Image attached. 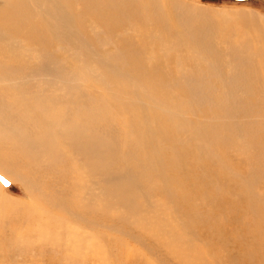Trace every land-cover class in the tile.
<instances>
[{
    "label": "rangeland",
    "instance_id": "rangeland-1",
    "mask_svg": "<svg viewBox=\"0 0 264 264\" xmlns=\"http://www.w3.org/2000/svg\"><path fill=\"white\" fill-rule=\"evenodd\" d=\"M26 1L31 7L34 2H36L35 0ZM6 4L7 2L4 1L0 4V13L3 14L0 15V19L4 16V21H2L3 19L0 21V24L2 22V25H0V48L2 45L7 44V39L9 40H7L8 43H10V41L12 42L13 39L18 41L27 39L26 42H30L31 47L32 43L33 45L37 44L35 50L38 51L39 58L43 61H47L49 66L53 67L51 71H46L47 73L44 72L37 76H30V78L29 76L23 77L21 75L20 77V75H18L19 78L15 76L10 79L8 78V81L6 79H0L2 81L1 87L9 86V82H11L12 79H14V82H20L18 84H23L22 81L26 82L24 87L28 90L18 87L11 92L6 90L12 94L13 97L15 96V99L17 98L16 96L21 94L20 90L24 91L26 96L17 100L19 112L23 113V115L20 114V118L22 117L21 119L30 118L35 125H37L44 114V110L41 109H39V111H34L36 106V99L34 97L37 94V90H43L42 94L45 96H55V92L59 89L58 92H62L61 96H64V93L69 92L68 90H73L71 88L75 87V83L59 75L64 74L69 76L70 73L66 74L68 66H74L75 68L79 67L81 71V73L80 71L78 72V74L81 75L80 78L84 77L88 79L81 78V83H87L89 86L94 87L93 93H97L99 96L101 95V98H98L99 100L102 101L104 99L107 102L109 101V105H103L109 110L111 109L110 113L112 119L110 118L111 120L109 121L112 128L109 126L106 127V129L109 133V138L116 140L114 144L117 156L116 158L113 156V158L118 160V164H123V160L120 158L128 156L127 153L129 154V149L131 147L128 143H124L125 139L132 143L135 138H138L139 140L133 143L135 144L134 154L136 153L135 156H137L138 153H140L139 155L144 158L147 156V150L142 148L141 128L143 125L137 117V111L140 106H148L151 110L153 109V117L155 119L163 114H168L167 117L175 119V121H168L166 120L167 117H165V125L160 127V129L158 128L157 135L154 136V139H150L149 144L153 149H156V151L154 150V154L157 160L160 158L166 165L167 162H169L170 165L168 168H170V173L174 176L180 174L179 165L181 163L190 166V173L192 175H195L197 170L200 174V179H196L193 182L185 180L180 185H177V187L174 188L176 197H178L180 192H188L190 188L200 191V187H202L205 193L217 195L218 192L222 200L219 207L216 209L211 205V210L204 202L201 203L196 201L198 206L204 207L198 213L203 220H199L197 225L193 223V225H196V229H192V226L189 227V222L181 217V213L178 209L183 205L192 209L194 207L192 205L193 199H181L176 205L166 200L163 196H160V194L155 193L152 198L156 202V211L149 213L145 208L142 212V216H138L139 218H136V214L135 216L128 215L124 208L123 216H121L122 218L118 217V209H114L115 213L112 212L110 215L106 216V213L99 203L97 215H102L104 217L100 219L102 221H98V224H96V232H92V236L91 231L86 228L83 229L85 232H82L84 234H86V232L89 234V236L87 234L85 235V239H88V243L92 240L93 243H96L91 260L89 261L87 258L79 257L80 255L78 254L79 252L76 245L69 246L68 248L64 247L66 240L64 241L63 238L65 237L67 239L66 236L69 233H66L65 229L59 227V225L61 226L62 224L63 227H66L73 222H66L67 220L63 221L60 219V213L57 212L58 209H53V207L50 206L48 207L47 204L41 200L42 193L35 195L32 199L21 183L13 181L0 173V178H2L0 179L2 188L0 189V193L12 201L11 206H6L3 201H0L3 203L0 204V264H197L196 262L200 260L201 257L206 259V253H208L210 247L217 249L220 245L226 246L227 249H230V251L232 250L231 253L233 255H237L239 248H244L242 249V251H244L251 246V249H253L252 243L254 246L255 244L259 246L264 245V209L259 207L263 214V219L259 217L258 222L253 227V231L255 230V233H257L255 235L247 229V225L253 223L250 219L251 216L253 218L255 216L251 215L250 209L246 208L243 198L238 202H233L230 198L226 197L227 195L230 196V193L231 195L236 194L235 192L237 190H241L242 194L250 190L252 194L260 198V201L262 198L259 194L264 195V80L262 78H255L258 74H263L260 77H264V73H262L264 72V0H62L63 8L68 12L76 14L79 19L77 23L79 25L78 29L86 36H89L94 41L97 40L90 29L91 26H94L98 32H102V35L108 36L105 42H92L91 46H83V41L81 40L71 42L61 39L60 37L58 39L56 36L54 37L55 34L50 35L51 38L49 37L50 39L48 38L43 44H41V42H35L31 39V32L25 29V27L17 26V24L11 26L10 22H6L10 17L8 14L3 13V7L6 8ZM8 6L9 8H14L12 2H9ZM35 6H33V9H37L34 13H37L39 6ZM40 8L42 7H39V9ZM101 12L103 14H112L119 18H123L120 20L122 23L116 24L112 22L105 15L99 14ZM38 16L39 14L36 17ZM127 16L132 18L127 19ZM5 17L7 19H5ZM7 24L8 27L11 26L10 28L13 29V31L7 27ZM176 25L182 27L183 31L181 29L173 30ZM149 28H152V30L148 31ZM126 29L131 30V32H127ZM148 34L151 35L148 37ZM158 35H160L161 38H163L162 35H168V38L163 39L167 40L170 53L169 55L167 53L163 55L161 52L163 49L161 50L158 45L153 50L155 51V55L149 57L148 60H158L160 73L170 78H166L162 83L161 81H157L159 84L152 86L147 83L148 80L142 79V72L140 70L130 71L129 73L125 72L126 69L123 68V62L121 61L123 58L131 56L140 61V63L134 62V65L142 66V59L146 58V50L150 49L151 42L148 38L152 37V42L159 41L160 37ZM180 35L183 37V44H181L179 40ZM222 35H226L224 39L225 42L222 40ZM258 36L259 38L257 39ZM130 38L131 41H129ZM80 39H82L81 36ZM61 40L64 41L62 42ZM89 40L91 41V39ZM233 41H237L236 44L232 43ZM251 42L257 45L258 50L254 48V46L249 48ZM57 45L61 46L60 52L67 55V58L55 52L57 51ZM208 47L210 49H208ZM177 48H179L178 51ZM43 49L45 50L43 51ZM250 50L254 52L257 51L255 53L256 56ZM108 51L119 54L121 58H118L117 62L111 61L107 56ZM75 52L78 55H73ZM47 53L49 55H47ZM174 54L178 55L174 56ZM26 55L32 54L26 52ZM251 56L253 57L251 58ZM221 58L224 62L219 60ZM248 60H250V64ZM206 62L208 63L207 65ZM247 62L249 65H247ZM223 64L225 65L223 66ZM177 67L179 68L177 69ZM88 69L92 70V72H87ZM183 69L186 70L183 71ZM119 70L128 75H123ZM195 71H198V73H195ZM192 73H195V75L193 76ZM220 74L225 76H221ZM86 75H90V77H85ZM131 75L133 78L124 77ZM171 77H174V82ZM199 79L201 80L199 81ZM210 80H212L211 84ZM217 82L219 84H217ZM192 83L198 86H192ZM212 83L214 88L211 87ZM226 83L228 86L231 84L232 89L228 88ZM66 85L72 86L69 88ZM233 85H235V87ZM194 87L195 89L199 87V89L202 90L198 92L212 93L215 97L214 100H203L202 103L205 105L204 107H195L189 100V97L191 98L193 96L192 92L195 90ZM239 93L241 96H246L248 98L246 100V98L244 99L242 97L243 102H245V111L242 112L235 111L240 105L237 98L239 97ZM126 94H128V96L131 95L130 97H132V99ZM183 95L185 96L183 97ZM121 96H124L123 99ZM114 98H118L119 100H115ZM147 102H149V104ZM220 102H223L224 105ZM25 103L30 105L32 113L25 112ZM199 103L200 102L194 104ZM236 103L238 104L236 105ZM125 105L126 107H124ZM249 107H251V110ZM112 110L115 112V115ZM151 110L146 109L148 112ZM228 110H231L233 113H230ZM142 111H145V108H142ZM235 112H237V114ZM161 118L162 117L159 119ZM147 120L150 123L151 119L147 118ZM137 121H139L140 124L137 123ZM259 122L262 123L260 124ZM205 124L207 125V130L200 129L201 131L205 130L202 134L206 143H203L198 140V138L194 139L193 137L196 134V130L194 129L196 127L201 128V126ZM138 127H140V129ZM220 128L221 130H219ZM161 129L165 130L160 131ZM42 130L45 129L42 128ZM218 130L220 132H218ZM163 133L165 135L167 133V136ZM177 134L179 138L181 136L180 139ZM218 135H220V137H218ZM226 135H230V137L233 138L227 140ZM174 137L175 141L171 139ZM107 142L108 144H112L109 143V141ZM120 144L123 145L121 149L123 150L122 152L119 151ZM179 149L184 150L185 155L183 154V160L178 165L176 162L178 160ZM119 152L121 153L119 154ZM195 154H197L198 157L196 159L194 157ZM206 154L219 156L218 162L220 163H213L214 160ZM199 155L205 158L207 163L203 161L200 163ZM125 159L128 160L129 158L126 157ZM226 168L229 169L232 175L234 174L233 177L237 178L236 184H233V181L223 174ZM205 170H211V172L217 176L218 184L207 185L203 182ZM153 182L159 184V182H156L155 178L151 181L152 184ZM224 187L227 188V190L225 189L224 191L221 189ZM232 188H235L234 191H231ZM189 193L192 194L190 191ZM238 203H242V205L239 206ZM34 212H36V214ZM242 213L244 214V219H242ZM256 213L258 212L256 211ZM151 214H160L159 216L163 219L164 231L161 230V227L157 226L154 221H147L146 218H149ZM51 219L53 223L50 221ZM241 219L244 221V225L241 224ZM254 219L256 220V217ZM48 221L50 222L48 223ZM138 223L142 224V226ZM74 224L75 227H79L78 224ZM198 227H203V231ZM79 228L82 230L81 227ZM218 230L225 233L228 240H226V238V241L223 239L220 240L216 236L219 235L217 232ZM58 232L61 233V236L57 235ZM166 237L169 239L165 242V239H167ZM240 238L242 239L239 240ZM186 240L190 241L187 245L184 244ZM192 241L194 244H191ZM178 246H180V251ZM81 249L79 251L84 254L85 248L82 247ZM182 250L184 252H182ZM199 255L201 256L198 257ZM195 258H197V260Z\"/></svg>",
    "mask_w": 264,
    "mask_h": 264
},
{
    "label": "bare ground",
    "instance_id": "bare-ground-1",
    "mask_svg": "<svg viewBox=\"0 0 264 264\" xmlns=\"http://www.w3.org/2000/svg\"><path fill=\"white\" fill-rule=\"evenodd\" d=\"M0 1H1L0 4L2 3V1L7 2L6 8L3 7L4 8L3 13L8 14L10 16L9 19L6 20V22H10L11 26L13 24H17V26L25 27V29H27L29 32H31V39L35 42L37 41V42H41V44H43L44 41L48 40L50 35L55 34L54 37L56 36L58 39L60 37L61 39L69 40L71 42H74L76 40L77 41L81 40V41H83L82 42L83 46H85V45L91 46L92 42H94V43L99 42V41L105 42L106 39L108 38L107 35H102V32L101 33L98 32L94 26L93 27L91 26L90 29L92 30L93 35L97 38L96 41H94L92 38H90L89 36H86L83 32H81L80 29H78L79 28V25L77 24L79 21L78 17L76 16L75 13L68 12L63 8L64 6H62V0H35L36 2H34V4L39 6V7H42L40 9L38 7L37 13L35 12L36 14L34 13V11H36L37 8L33 9V6H35V5L33 4V6L31 7V5L27 4L26 0H9V1L8 0H0ZM9 2H12V5L14 6V8L13 7L9 8V6H10V5L8 6ZM37 6H35V7H37ZM38 14H39V16L36 17ZM99 14L105 15L112 22H114L116 24L122 23L120 20H122L123 18H119V17L112 15V14H103L102 12ZM0 15H3V14L0 13ZM2 17L3 18H1V19H3L2 21H4V16H2ZM122 17H124V16H122ZM132 17L127 16V19L132 18ZM1 19H0V21H1ZM5 19H7V18L5 17ZM0 25H2V22ZM7 27H8V24H7ZM7 27H5V28H7ZM10 27H8V28H10ZM180 29L182 30L183 28L176 25V27L173 30H180ZM10 30L13 31V29H11V28H10ZM150 30H152V28L148 29V31H150ZM194 31H195V29H194ZM127 32H131V30H127ZM5 33H7V32H5ZM180 34H181V32H180ZM2 35H4V34H2ZM150 35L151 34H148V37ZM80 36L82 37V39H80ZM158 36L160 37V40L155 41V42L151 41L152 37L148 38L151 42L150 49L146 50V53H145L146 58L142 59V66L134 65V62L140 63V61L132 58L131 56H127V57L123 58L121 61V62H123V68L126 69L125 72L129 73L130 71L140 70L142 72V79L148 80L147 83L152 85V86H156L157 84H159V83H157V81H161V83H162V81L163 80L165 81L166 78H168V79L170 78L168 76H163L160 73V66H158L159 65L158 60H153V61L148 60L149 57L155 55V51H153V50L158 45H159V48L161 50L163 49L161 51L163 53V55H166V53L169 55V53H170V48H169V45L167 44V40L163 39V38H168V35L167 36L162 35L163 38H161L160 35H158ZM177 37H176V39H177ZM221 37H222V40L224 41V39L226 38V35H222ZM251 37H253V36H251ZM218 38H220V37H218ZM258 38H259V36L257 37V39ZM9 39H12V38H9ZM89 39H91V41ZM7 40H6L7 44L2 45L0 48V79H6L7 80L8 78L10 79V78L18 76V75H20V77H21V75L23 77L29 76V78H30V76H37V75H40L46 71L52 70L53 67L49 66L47 61H43L39 58L40 56L38 55V51L35 50L37 44L33 45V43H32V47H31L30 42H26L27 39H24L23 41L22 40L18 41V40L13 39L12 42L10 41V43H8L9 40L8 41ZM179 40H180L181 44H183V42H182L183 37H181V35H180ZM208 40H210V39H208ZM211 40H212V38H211ZM2 41H4V40H2ZM61 41L63 42L64 40H61ZM129 41H131V38L129 39ZM234 41L232 43L236 44L237 41L236 42H234ZM166 45H168V46H166ZM57 46H58L57 51H55V52L60 54V55H63L65 58H67V55L60 52L61 46L60 45H57ZM92 46H95V45H92ZM253 46H254V48L257 49V45L253 44V42H251L249 45V48H251ZM45 49H43V51ZM208 49H210V48L208 47ZM178 50H179V48H177V51ZM62 51H64V50H62ZM250 51L256 56L255 53L257 51L256 52H254L253 50H250ZM26 52H30L32 55H26ZM47 55H49V54L47 53ZM73 55H78V54H76V52H75ZM177 55L178 54H174V56H177ZM107 56L113 62H117V59L121 58V56L119 54H117L113 51H108ZM226 56H228V55H226ZM252 57L253 56H251V58ZM219 60L223 61L222 58ZM224 60H226V59H224ZM62 61L66 62L65 60H62ZM75 61H72V62H75ZM178 61H179V56H178ZM249 61L250 60H248V62ZM204 62H205V60H204ZM248 62H247V65L250 64V62H249V64H248ZM252 62H253V60H252ZM69 63H71V62H69ZM207 64L208 63L206 62V65ZM120 65L122 66L121 63H120ZM224 65L225 64H223V66ZM59 67L62 68L61 66H59ZM178 68L179 67H177V69ZM211 68H213V67H211ZM252 69H254V68H252ZM185 70L183 69V71H185ZM79 71H80L79 67L75 68L74 66H71V67L68 66V71L66 74L70 73L69 76L64 75V74L59 75V73H58V75L61 76L62 78L69 79L70 81H74L72 83H75L74 84L75 87L71 88L73 90L72 91L68 90L69 92L64 93L65 94L64 96H61L62 92H60V93L58 92L59 89L57 92H55L56 93L55 96H45L44 94H42L43 90H37V94L34 97L36 99V101H35L36 106L34 108V111H39V109L44 110L43 111L44 112L43 117L41 118V120H39L40 122H38L37 125H35L33 120L30 118H27V119H25V118L21 119L22 117L20 118V114L23 115V113L19 112V108L17 106V100L24 98V96H26L24 91L20 90L21 94L18 93L20 95L16 96L17 97L16 99H15V96L13 97L12 94L9 93L12 90H15V88H17V87L21 88V89L28 90L24 87L26 82L22 81L23 84H18L20 82H14V79H12L11 82H9V86H6L7 88L0 86V173H2L4 176H7L8 178H10L13 181L21 183L24 186V188L26 189V191L28 192L29 197L32 199L34 198L35 195H39L42 193L41 200H43V202L46 203L48 207L49 206L53 207V209L57 208L58 209L57 212L60 213L59 214L60 219H62L63 221L67 220L66 222H71V223L73 222L71 225L68 224L66 227L65 226L63 227L62 224H61V226L59 225V227L65 229L66 233H69L66 236L67 239L65 237L63 238L64 241L66 240L64 247L68 248L69 246L71 247V246L76 245V248L79 252L78 254L80 255L79 257L87 258L89 261L91 260L92 252L94 251V249L96 247V245H95L96 243H93V240L88 243L87 242L88 239L87 240L85 239V235L87 234L89 236V234L87 232H86V234H84L82 232H85L83 230L84 228L91 231V236H92V232H96L95 231L96 224H98V221H102L100 219L104 217L102 215H97L98 210H99V203L101 204L103 211L106 213V216L110 215L112 212L115 213L114 209H118L119 210L118 217H121V216H123V208H124V210H126L128 215L135 216V214H136V218H139L138 216H140V217L142 216V212L144 211L145 208L148 210L149 213L156 211V202L152 198L153 194H155V193L160 194V196H163L166 200H169L176 205L181 201V199H193L192 205L194 207L192 209L190 207L184 206V205L178 209L181 213L180 214L181 217H183L184 220L189 222V227L192 226V229H196L197 228L196 225L198 224L199 220L200 221L203 220L198 215V213L201 209L204 208L202 206H198L196 204V201L201 202V203L204 202L205 205L207 207H210V210H211L212 206L214 209L219 207L222 198H220L221 196L218 194V192H217V195L216 194L213 195L211 193L210 194L205 193V191L203 190L202 187H200V189H201L200 191L190 188L189 191L192 192V194L189 193V191L188 192H180L179 195L177 194L178 197H176V191L174 192V188H176L177 185H180L185 180H190L193 182L196 179H200V174H199V171L197 170L195 172V175H192L190 173V170H191L190 166H186L187 164H185V163L180 164V162H182V160H183V154L185 155V152L182 149L178 150V160L176 162L178 165L180 164L179 165V170H180L179 175L176 174V176H174L170 173V168H168V166L170 165L169 162H167V165H166V163L164 161H162L160 158H158V160H157V157L154 154V150L156 151V149H153L152 146H150L149 142H150L151 138L154 139V136L157 135L156 133H157L158 128L160 129V127L165 125L164 119H165V117L168 116V114L160 115V117H162L161 119H159L160 118L159 116L157 117V119H155L153 117V111H152L153 109L151 110L148 106H143V107L140 106L139 107V110L137 111V117L140 119V123H142V125H143L141 128L142 129V131H141L142 148H145L147 150V156L144 158V157L139 155L140 153H138V155L135 156V154H136V153L134 154L135 144H133V143L135 141H138L139 140L138 138H135L134 142H132V143L127 141V139H125L124 143L125 144L128 143V145H131V147L129 149V154L127 153L128 156H126L129 159L126 160L125 159L126 157L120 158L121 160H123V164L120 165L117 162L118 160L115 159L117 156V154H116L117 152H116V148H115V144H114L116 140L109 138L110 136H109V133L107 132V129H106V127H109V126H110V128H112L111 123L109 121L112 119L111 113H110L111 109L109 110L106 107L107 105H109V103H108L109 101L107 102L103 98H102L103 99L102 101L99 100L98 98H101V95L99 96L97 93L96 94L93 93L94 87L89 86V84H87V83H86L87 86H86V84L81 83L82 79H87V78L81 77L82 78L81 79L80 78L81 75L78 74ZM102 71H105V70H102ZM224 71H225V67H224ZM253 71H255V70H253ZM87 72L91 73L92 70L88 69ZM119 72H120V70H119ZM211 72H212V70H211ZM80 73H81V71H80ZM122 73H123V75H128L127 73H124V72H122ZM156 73H158V74H156ZM195 73H198V71L197 72L195 71ZM195 73H192L193 76L195 75ZM207 73H209V72H207ZM225 73H226V71H225ZM262 73H264V72H262ZM213 74H214V72H213ZM248 74H247V76H248ZM93 75H95V74H93ZM261 75H263V74H258L255 78H260V79L262 78L264 80V77H260ZM131 76H124V77L125 78H133V76L132 77ZM190 76H191V74H190ZM211 76H210V78H211ZM221 76H225V75H221ZM242 76H241V78H242ZM85 77H90V75H86ZM18 78H19V76H18ZM171 78H173V82H174L175 81L174 77H171ZM220 78H222V77H220ZM151 79H153V80H151ZM247 79H248V77H247ZM200 80L201 79H199V81ZM242 80H244V79H242ZM92 81H94V80H92ZM211 81L212 80H210V84H211ZM1 83H2V81L0 82V85H2ZM137 83H138V81H137ZM194 83H192V86H195V87L198 86V85H195ZM227 83H226V85H227ZM16 84L20 85V86H17ZM133 84H135V83H133ZM217 84H219V83L217 82ZM72 85H69V86L66 85V86L70 88V86H72ZM214 86H216V85H214ZM233 86L235 87V85H233ZM195 87H194V89H195ZM211 87H213V83H212ZM231 87H232V85L230 84V86H228V88L232 89ZM204 88H205V86H204ZM220 89H221V86H220ZM6 90L9 92H7ZM199 90H201V89H199V87H197L194 90V92H192L193 96L191 98L189 97V100L191 101L192 105H194L195 107L196 106H203L204 107L205 105L202 103L203 100H212V101L214 100L215 97H214V95H212V93L198 92ZM227 91H228V89H227ZM235 91H233V92H235ZM128 94H126V95L128 96ZM111 96H113V95H111ZM116 96H118V95H116ZM130 96H128V97L132 99V97H130ZM184 96L185 95H183V97ZM123 97H122V99H123ZM242 97L244 99L246 98V100L248 99L246 96H241L239 93V97H237V98H238L240 105L236 108L235 111H238V112L245 111V107H244L245 102H243ZM136 98H137V96H136ZM179 98H180V96H179ZM229 98H232V97H229ZM249 98H251V97H249ZM116 99L119 100L118 98H116ZM27 102L30 103L29 101H27ZM198 102H200V103L194 104V103H198ZM28 103H25V105H24L25 106V112L26 113H32L31 112L32 109ZM147 103L149 104V102H147ZM147 103H146V105H147ZM150 103H151V101H150ZM220 103H223V102H220ZM103 104H105L106 106ZM237 104L238 103H236V105ZM223 105H224V103H223ZM260 105H261V103H260ZM40 106H41V108H40ZM124 107H126V105ZM142 108H145V111H142ZM227 108H229V107H227ZM250 108L251 107H249V109ZM263 108H264V106H263ZM146 109H149L151 111L148 112V111H146ZM252 109H253V107H252ZM228 111H230V113H233V112H231V110H228ZM235 113L237 114V112H235ZM114 115H115V112H114ZM243 115H244V112H243ZM147 118L151 119L150 123L148 122ZM240 118H241V116H240ZM158 119H159V121H158ZM166 120H168V121L174 120L175 121V119H173L171 117H167ZM130 123H131V120H130ZM137 123H139V121H137ZM250 123H251V120H250ZM132 124H133V122H132ZM218 125H220V124H218ZM42 128L45 129L46 132H45V130H42ZM138 128L140 129V127H138ZM200 129L207 130V125L205 124V125L201 126V128L196 127L194 129V130H196V134L193 138L194 139L198 138V140L202 141L203 143H206L205 139L203 138V134H202V133H204L205 130L201 131ZM162 130L164 131L165 129H161L160 131H162ZM219 130H221V128ZM219 130H218V132H220ZM108 131H109V129H108ZM126 131H127V129H126ZM128 131H130V130H128ZM214 131H215V129H214ZM216 131H217V129H216ZM250 131H249V133H250ZM117 134H119V133H117ZM126 135H127V133H126ZM169 135H170V133H169ZM172 135H173V132H172ZM177 135H176V137H177ZM220 135H218V137H220ZM165 136H167V133ZM232 136H233V134H232ZM249 136H250V134H249ZM112 137H113V135H112ZM127 137H129V136H127ZM178 138H179V135H178ZM180 138H181V136H180ZM232 138L230 137V135H226L227 140H230ZM171 139H173L175 141V137L171 138ZM106 140L112 144H108V142ZM174 141H172V142H174ZM117 142H118V140H117ZM173 144H175V143H173ZM122 146L123 145L120 144V150L119 151H121V152L123 151V150H121ZM161 146H162V144H161ZM158 148H159V146H158ZM212 148H213V146H212ZM121 152H119V154ZM113 156H115V158H113ZM207 156H209L212 160H214L213 163L219 161V156L218 157L212 156V155H207ZM194 157H195V159L198 158L197 154H195ZM199 159H200V163H201V161L207 163L205 158L201 157L200 155H199ZM219 163L220 162H218V164ZM205 165H207V164H205ZM183 169H186V170H183ZM223 174L225 176H227L228 178H230L233 181V184H236L237 178L233 177L234 174L232 175V173L229 171V169H227V168L224 169ZM154 178L156 179V182H159V184H155L154 182H153V184L151 183V181H153ZM203 180H204L203 182L207 185L208 184H218L217 176L214 175L211 172V170H205V172L203 174ZM241 185H243V184H241ZM0 189H2L1 185H0ZM221 189H223L224 191H225V189L227 190V188H225V187L221 188ZM234 189L235 188H232L231 191H234ZM251 192L252 191L249 190L247 193L242 194L241 190L240 191L237 190L235 192L236 194L231 195V193H230V196L227 195L226 197L230 198L233 202H238L239 200H242V198H243V200L246 204L245 205L246 208L250 209L251 215L256 217V220H255L254 219L255 217L253 218L251 216L250 219L252 220L253 223L248 224L247 229L250 230L251 233L256 235L257 233H255V230L253 231V227L258 222L259 217L261 219H263V214H262L259 207L264 209V195L259 194V196L262 198L260 201V198H258V196H255ZM0 201H3L6 204V206H11L12 201L9 200L8 198H6V196H4L2 193H0ZM1 203L2 202H0V204ZM238 204H239V206L242 205V203H238ZM0 210H1V207H0ZM255 210L258 213H256ZM52 211H54V210H52ZM34 213L36 214V212H34ZM213 214H215V213H213ZM25 215H27V214H25ZM159 215H152L151 214V216L149 218H146V219H147V221H151V220L154 221V223L157 226L161 227V230L164 231V227H163V223H162L163 219ZM243 215L244 214L242 213V219H244ZM123 219H124V217H123ZM242 219H241V224L244 225V221ZM62 220H61V222H62ZM139 220H141V219H139ZM50 221H52V219ZM50 221H48V223ZM112 222H115V221H112ZM52 223H53V221H52ZM74 223L78 224L79 227L82 228V230L78 226L75 227ZM193 223L196 225H193ZM57 224H59V223H57ZM139 225L142 226V224H139ZM143 225H144V223H143ZM55 226H54V228H55ZM198 228H200L203 231V229H202L203 227L202 228L198 227ZM59 230H61V229H59ZM43 232H45V231H43ZM217 232L219 235H216V236L220 240H222V239L225 240V238H226V240H228L226 234L222 233L221 230H218ZM57 235L61 236V233L58 232ZM168 239L169 238L165 239V242ZM241 239L242 238H240L239 240H241ZM239 240H237V241H239ZM188 243H190L189 240H186L184 242V244H186V245ZM192 243L194 244L193 241L191 242V244ZM229 245H230V242H229ZM251 245L254 247L253 249H251L252 248L251 246L246 248L244 251H242V249H244V248H242V249L239 248L237 255H233L231 253L232 250L230 251V249H227L226 246L224 247V246L220 245V247H218L217 249H215L214 247H212V248L210 247L209 250L207 249L208 253H206V259L205 258L203 259L201 257L203 260L200 258V260H198L196 263L197 264H264V245L259 246L258 244H255V246H254L253 243ZM82 247L85 248L84 254L79 251ZM233 247H231V248H233ZM174 248H175V246H174ZM178 248L180 251V246H178ZM193 249H194V245H193ZM182 252H184V251L182 250ZM204 255H205V253H204ZM200 256L201 255H199L198 257H200ZM195 259L197 260V258H195Z\"/></svg>",
    "mask_w": 264,
    "mask_h": 264
},
{
    "label": "snow or ice",
    "instance_id": "snow-or-ice-1",
    "mask_svg": "<svg viewBox=\"0 0 264 264\" xmlns=\"http://www.w3.org/2000/svg\"><path fill=\"white\" fill-rule=\"evenodd\" d=\"M0 179H2V178H0ZM5 183H8L7 181H4Z\"/></svg>",
    "mask_w": 264,
    "mask_h": 264
}]
</instances>
